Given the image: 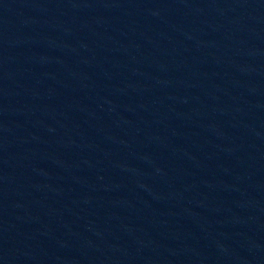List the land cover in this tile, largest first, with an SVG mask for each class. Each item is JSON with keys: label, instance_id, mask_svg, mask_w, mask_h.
<instances>
[{"label": "water", "instance_id": "95a60500", "mask_svg": "<svg viewBox=\"0 0 264 264\" xmlns=\"http://www.w3.org/2000/svg\"><path fill=\"white\" fill-rule=\"evenodd\" d=\"M0 264H264V0H0Z\"/></svg>", "mask_w": 264, "mask_h": 264}]
</instances>
